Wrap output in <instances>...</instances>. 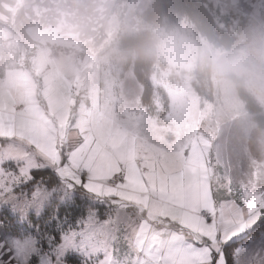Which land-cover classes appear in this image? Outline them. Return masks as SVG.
<instances>
[{
  "label": "snow or ice",
  "instance_id": "6c2138e0",
  "mask_svg": "<svg viewBox=\"0 0 264 264\" xmlns=\"http://www.w3.org/2000/svg\"><path fill=\"white\" fill-rule=\"evenodd\" d=\"M79 88L0 82V264H264V191L190 171Z\"/></svg>",
  "mask_w": 264,
  "mask_h": 264
},
{
  "label": "rangeland",
  "instance_id": "374dc122",
  "mask_svg": "<svg viewBox=\"0 0 264 264\" xmlns=\"http://www.w3.org/2000/svg\"><path fill=\"white\" fill-rule=\"evenodd\" d=\"M222 1L228 4L240 1L243 11L249 10L252 24L242 32L232 50L213 63V70L218 74L213 76L220 96L217 103L204 101L200 107L199 96L189 83V76L184 77L179 68L162 70L151 80L165 88L168 107L158 116L150 115L138 106L139 83L131 69H123L121 57L114 63L110 60L113 53L106 38L97 42L81 39L73 31L71 22L48 26L26 24L27 12L18 16L24 24L19 28L32 48L19 53L18 65L5 69L0 82H7L12 74L23 72L42 87L47 84L57 89L69 83H79L81 96L106 107L112 117L133 127L159 153L178 160L186 157L188 169L192 172L200 170L203 163L213 171L214 178H223L225 183L236 188L264 191V140L257 138L254 125L232 83L224 77L228 71L238 74L244 71L242 56H247L248 48L261 41L264 2ZM0 19L10 21L12 17L0 13ZM115 25L116 21H107L104 30L107 32ZM183 34L182 29L172 36L181 37ZM11 35L6 32L4 37L10 39ZM173 40L170 43H174L175 49L181 47ZM183 46L179 62L180 66L187 67L192 51L186 44ZM142 55H145L144 51ZM142 64L141 61L139 65Z\"/></svg>",
  "mask_w": 264,
  "mask_h": 264
},
{
  "label": "trees",
  "instance_id": "16d2710c",
  "mask_svg": "<svg viewBox=\"0 0 264 264\" xmlns=\"http://www.w3.org/2000/svg\"><path fill=\"white\" fill-rule=\"evenodd\" d=\"M242 8L240 1L228 4L222 0H0V13L12 17L10 21L0 19V76L18 65L19 53L32 48L19 28L24 24L18 16L27 12L26 24L71 22L81 39L97 42L106 38L113 53L110 60L114 63L121 57L123 69H131L139 83L138 106L150 115L158 116L168 107L165 88L151 80L162 70L179 68L184 77L189 76L200 107L204 101L217 103L220 96L213 76L218 74L213 63L232 50L252 24L249 10ZM110 20L116 25L106 32L104 25ZM182 29L185 34L181 37L172 36ZM6 32L12 34L10 39L4 37ZM172 40L181 47L175 49ZM183 44L192 51L187 67L179 62ZM246 54L241 58L244 71H228L224 77L232 83L257 138L264 140V34Z\"/></svg>",
  "mask_w": 264,
  "mask_h": 264
}]
</instances>
